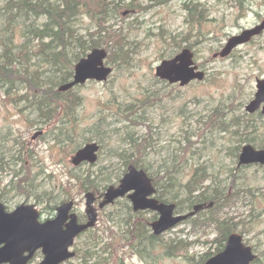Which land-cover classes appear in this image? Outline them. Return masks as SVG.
<instances>
[{"label":"rangeland","instance_id":"1","mask_svg":"<svg viewBox=\"0 0 264 264\" xmlns=\"http://www.w3.org/2000/svg\"><path fill=\"white\" fill-rule=\"evenodd\" d=\"M195 1L207 7L208 20L201 27L192 29L184 22L181 9L184 0H167L151 10L112 19L108 24L122 26L127 35L132 49L129 62H132L116 69L109 64L114 72L107 82H88L74 89L81 98L75 110V120L67 121L62 115H50L47 122L35 112L38 106L41 107L35 102L37 100L28 98L30 104L25 103L23 97L28 93L25 89L13 90L12 94L19 102L14 106L3 99L1 90L0 189H7L5 199L1 200L7 211L11 212L21 204L34 205L41 214L40 219L45 221L53 219L56 214L48 205L56 208L62 202L73 199L76 203L73 211L82 216L87 192L77 184L67 194L64 188L66 182L71 175L85 177L88 169L94 176L103 178L100 169L105 168L104 177H108L112 168H119L110 176L112 180L107 182L108 186H117L125 173L122 162L132 152L137 155L130 150L131 144L126 140V134H133L135 138L152 133V146L141 150L142 163L148 164L151 171L158 174L172 169L174 184L168 189L167 197L176 194L178 200L187 198L179 186L188 181L193 167L197 165H203L208 170L210 178L206 186H219L224 191L228 188L230 171L237 167L238 158L234 155H239L241 147L248 144H238V136L233 132H240L239 137L246 138L243 131H247L251 133L248 138L254 139L253 128L264 127L262 115H249L248 120L245 112L246 104L256 92V80L264 79V33L260 38L237 48L227 58L212 59V55L220 51L229 38L262 21L264 0H250L243 7L233 0ZM139 2L146 4V0ZM83 23L85 29L90 28L87 19ZM190 29L194 60L206 73V78L203 82H193L183 88L168 85L155 77V67L162 60L175 55H169L173 52L172 47L177 46V43L173 44L172 36L181 40ZM193 31L194 36L199 32L207 36L197 40L192 37ZM161 33L165 34L167 42L161 39ZM16 36L19 37L18 34ZM181 45L179 51L188 48L187 41ZM215 116L226 120L227 130L208 128L209 119ZM234 117L241 119V122L232 123ZM37 132H41V136L32 140ZM88 140L101 146L98 162L93 166L73 167L70 159L77 146H83ZM135 140L138 141V138ZM238 145L239 151L236 149ZM119 154H123V158H119ZM18 157L31 164L28 193L16 188L17 180L25 174L21 170V162L16 160ZM16 172L20 173L18 177H15ZM234 173L238 177V184L249 183L255 187L256 198L252 204L241 202L228 212L237 220L248 221L253 207L256 208L252 212L254 217L264 206V167L241 166ZM69 195L74 198H68ZM124 203L130 206L124 198L99 211L97 225L77 239L73 250H81L89 238L98 239L99 244H96L94 251L103 261L106 260L104 264H121V260L123 264H198L199 256L209 249L214 252L215 247L205 242L214 240L216 231L213 228L207 232L201 228L195 229L190 223H183L160 236L161 242L153 248L146 243L132 252L127 245L118 246L120 232L124 229L122 218L130 213L123 206ZM225 217L222 214L221 220ZM155 218L156 214L152 212L138 217L144 222ZM252 230L248 235L244 234V242L264 260L263 216L252 225ZM111 240L116 243L113 249L107 246ZM181 241L190 243L186 256L191 259L173 253L176 248L170 249L168 243L176 246ZM38 254L29 264L40 262ZM95 261L96 258L89 264ZM80 263L81 258L75 257L64 264Z\"/></svg>","mask_w":264,"mask_h":264},{"label":"trees","instance_id":"2","mask_svg":"<svg viewBox=\"0 0 264 264\" xmlns=\"http://www.w3.org/2000/svg\"><path fill=\"white\" fill-rule=\"evenodd\" d=\"M167 0H146L144 5L139 0H0V94L2 90L3 99L11 105L18 104V100L12 94L15 89H25L28 93L24 95L25 103L30 104L28 98L38 102V110L35 111L41 118L49 120L50 115H62L67 121L75 120V110L81 98L75 94V90H69L65 93H59L57 88L68 83L74 73L75 64L85 58L88 52L95 48H104L107 53L106 63L111 64L115 69L131 59L132 49L127 35L124 34L123 27L109 25L108 23L116 16H127L133 12H143L153 9L156 6L166 3ZM184 0L181 9L184 13V22L192 29L195 26L201 27L208 20L207 7L203 3L193 0ZM240 7L250 0H233ZM88 20V26H83V21ZM117 26V28H115ZM191 29L181 40L172 36L173 52L169 55L179 52L183 41H187L188 49H194L193 43H190ZM192 37L206 38L207 34L199 32ZM16 34L19 35L17 38ZM161 39L167 42L165 34L161 33ZM179 42V43H178ZM170 56V57H171ZM132 62V60L130 61ZM129 62V63H130ZM128 63V64H129ZM112 76V75H111ZM24 108V107H22ZM25 109V108H24ZM27 110V109H25ZM31 111V110H30ZM22 113V110L19 109ZM247 116V115H246ZM248 120L249 115L247 116ZM232 123L238 124L241 119L234 117ZM209 129H218V131L227 130V122L224 118H210ZM238 136L237 143H252L255 149L264 148V127L253 128L252 134L255 136L248 138L247 131H243L244 137H239L240 132H233ZM138 138V141L135 140ZM133 137V134H126V140L131 144L130 150H134L127 160H124L123 167L133 165L136 168L144 170L152 179L156 189V198L165 203H174L177 213L190 212L196 204H207L213 202L214 206L206 211L199 212L194 218L188 219L184 223H190L195 229H203L205 232L210 229L216 231V236L212 241H206L205 244H211L215 247L214 252L209 249L206 253L199 256L198 264H204L210 257L223 250L228 236L232 232L248 235L252 232V225L259 221V217H264V206L258 210V214L253 217V207L249 220L236 219L229 215L228 210L235 208L239 203H253L255 196V187L249 183L238 184V177L234 172L239 168L230 171V183L228 190L219 186L212 188L205 185L210 176L208 170L203 165L193 167L192 175L188 181L179 187L183 188L187 198L178 200L176 194L167 197L168 189L171 188L172 169H165L163 174L151 171L148 164L142 163L141 150L152 146L153 137L149 132L147 136L142 135ZM90 142V140H88ZM23 145H26L24 143ZM80 146H77L78 149ZM240 149V145L236 148ZM119 154V158H123ZM235 158H238L236 153ZM21 162V170L25 174L17 180L16 188L28 193V184L31 181V164H27L26 159L16 158ZM105 168L99 170L103 178L94 176L88 169L85 177L71 175L66 182L65 189L67 194L73 185L79 184L81 190L92 191L96 195L102 196L103 191L108 187L107 182L112 180L110 176L116 173L119 168H112L108 177H104ZM20 175L16 172L15 177ZM116 179H119L118 177ZM73 181V183H72ZM77 181V182H76ZM31 183V182H30ZM7 189H0L1 200L5 199ZM182 191V192H183ZM39 200L40 197L36 196ZM74 198V196H68ZM130 213L122 218L124 229L119 235L118 246L131 248L134 252L136 248L143 247L146 243L151 248L161 242L160 237L148 235V221H140L139 216L145 212L133 213L131 207L124 203L123 205ZM52 210L55 206L48 205ZM218 213L219 215L213 214ZM227 217L221 220V215ZM228 214V215H227ZM238 215V214H237ZM239 217V216H238ZM81 219V218H80ZM82 220V219H81ZM85 242L81 250L76 251V257L81 258L80 264H89L96 258L93 264H104L102 257L94 251L99 240L92 238ZM170 249L176 248L173 253H179L186 259V253L190 243L179 242L176 246L171 245ZM109 249H113L116 243L112 240L107 244ZM40 256V254H38ZM41 257V256H40ZM123 264V260H121ZM252 264H264L263 256L259 254Z\"/></svg>","mask_w":264,"mask_h":264},{"label":"water","instance_id":"3","mask_svg":"<svg viewBox=\"0 0 264 264\" xmlns=\"http://www.w3.org/2000/svg\"><path fill=\"white\" fill-rule=\"evenodd\" d=\"M264 31V19L252 29L242 31L229 38L224 47L212 56L213 59L227 58L239 46L245 45L252 38ZM107 52L104 49H93L85 58L79 60L74 67L73 78L62 84L58 92L65 93L88 81L104 83L112 74V68L105 66ZM155 76L169 85L178 84L185 87L192 82H202L205 72L194 62V54L187 48L181 50L173 58L163 60L155 68ZM254 97L246 104L245 112L254 114L260 111L264 116V79L256 80ZM41 135L36 133L32 140ZM100 146L87 143L71 158L75 167L83 163L95 164ZM238 166L260 165L264 167V149L256 150L251 145H244L238 157ZM155 193L151 179L147 174L134 166H129L127 172L117 187L110 186L103 194V200L98 208L103 209L113 204L115 200L127 195L134 212L150 210L158 214L157 220L150 224L155 236H159L180 222L194 217L198 212L211 208L213 203L198 204L192 212L174 216L175 205L161 203L151 197ZM86 223H79L78 217L71 212L73 201L60 204L56 208V216L51 220L39 221V212L33 205H19L12 212H6L0 203V264H28L37 251L43 256L39 264H61L74 258L70 252L75 238L93 228L97 222V209L94 207L95 196L86 193ZM257 258L252 247L245 245L243 236L231 233L224 249L208 259L204 264H251Z\"/></svg>","mask_w":264,"mask_h":264},{"label":"bare ground","instance_id":"4","mask_svg":"<svg viewBox=\"0 0 264 264\" xmlns=\"http://www.w3.org/2000/svg\"><path fill=\"white\" fill-rule=\"evenodd\" d=\"M233 52H234V51H233ZM237 164H238V163H237ZM237 167L240 168L241 166H238V165H237ZM243 167H244V166H243ZM157 200H158V199H157ZM167 204H170V203H167Z\"/></svg>","mask_w":264,"mask_h":264},{"label":"flooded vegetation","instance_id":"5","mask_svg":"<svg viewBox=\"0 0 264 264\" xmlns=\"http://www.w3.org/2000/svg\"><path fill=\"white\" fill-rule=\"evenodd\" d=\"M98 203H99V201H97V202L95 203V205H98Z\"/></svg>","mask_w":264,"mask_h":264}]
</instances>
